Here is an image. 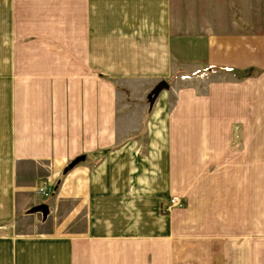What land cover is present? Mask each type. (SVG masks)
<instances>
[{"label": "crops", "instance_id": "obj_1", "mask_svg": "<svg viewBox=\"0 0 264 264\" xmlns=\"http://www.w3.org/2000/svg\"><path fill=\"white\" fill-rule=\"evenodd\" d=\"M0 264H264V0H0Z\"/></svg>", "mask_w": 264, "mask_h": 264}, {"label": "built area", "instance_id": "obj_2", "mask_svg": "<svg viewBox=\"0 0 264 264\" xmlns=\"http://www.w3.org/2000/svg\"><path fill=\"white\" fill-rule=\"evenodd\" d=\"M183 79L190 78L189 75H183ZM37 195L42 197L44 200L48 199L51 195L50 192L47 190V187L45 185L39 186L36 190ZM44 203V202H43ZM183 205L182 199L178 195H174L168 203L164 205V209L166 211H171L175 209L176 207H180Z\"/></svg>", "mask_w": 264, "mask_h": 264}, {"label": "water", "instance_id": "obj_3", "mask_svg": "<svg viewBox=\"0 0 264 264\" xmlns=\"http://www.w3.org/2000/svg\"><path fill=\"white\" fill-rule=\"evenodd\" d=\"M166 88H169V84L167 83V81H161L156 87L155 89L152 91L153 95L154 96H158L159 93L166 89ZM85 159V156L84 155H81L79 157H77L71 164L70 166H74V165H77L79 162L83 161ZM49 209V206L47 204H41L37 210L38 211H42L44 213H46Z\"/></svg>", "mask_w": 264, "mask_h": 264}, {"label": "rangeland", "instance_id": "obj_4", "mask_svg": "<svg viewBox=\"0 0 264 264\" xmlns=\"http://www.w3.org/2000/svg\"><path fill=\"white\" fill-rule=\"evenodd\" d=\"M183 76V75H182ZM191 75H189V77H190ZM194 76H196V75H193L192 77H194ZM181 80H184V81H187V82H190V81H192V80H194L195 81V83H196V85L198 86H200L201 87V89H198V91L199 92H201L200 90H202V91H205V84H206V81L207 80H203V79H200V81L201 82H199V80L198 79H181ZM186 83V82H185ZM184 83V84H185ZM187 84V83H186ZM225 124H227L226 125V127L228 128V130H230V128H231V125L229 124V123H227L226 121H225ZM231 131V130H230ZM230 131H229V133H230Z\"/></svg>", "mask_w": 264, "mask_h": 264}, {"label": "trees", "instance_id": "obj_5", "mask_svg": "<svg viewBox=\"0 0 264 264\" xmlns=\"http://www.w3.org/2000/svg\"><path fill=\"white\" fill-rule=\"evenodd\" d=\"M150 98H151V100L153 99V97H151V96H150Z\"/></svg>", "mask_w": 264, "mask_h": 264}]
</instances>
